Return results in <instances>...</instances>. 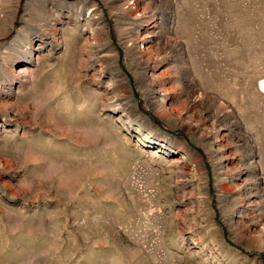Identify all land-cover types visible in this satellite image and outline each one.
Segmentation results:
<instances>
[{
	"label": "rangeland",
	"instance_id": "rangeland-1",
	"mask_svg": "<svg viewBox=\"0 0 264 264\" xmlns=\"http://www.w3.org/2000/svg\"><path fill=\"white\" fill-rule=\"evenodd\" d=\"M264 0H0V264H264Z\"/></svg>",
	"mask_w": 264,
	"mask_h": 264
},
{
	"label": "bare ground",
	"instance_id": "bare-ground-1",
	"mask_svg": "<svg viewBox=\"0 0 264 264\" xmlns=\"http://www.w3.org/2000/svg\"><path fill=\"white\" fill-rule=\"evenodd\" d=\"M261 88H262V91L264 92V80L261 81Z\"/></svg>",
	"mask_w": 264,
	"mask_h": 264
}]
</instances>
